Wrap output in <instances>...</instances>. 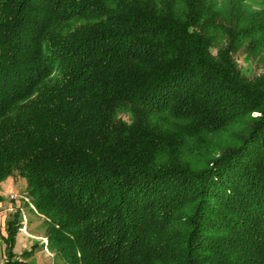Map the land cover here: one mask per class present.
<instances>
[{
  "label": "trees",
  "instance_id": "1",
  "mask_svg": "<svg viewBox=\"0 0 264 264\" xmlns=\"http://www.w3.org/2000/svg\"><path fill=\"white\" fill-rule=\"evenodd\" d=\"M264 0H0V184L66 264H264ZM18 211L5 220V261ZM26 257V258H24Z\"/></svg>",
  "mask_w": 264,
  "mask_h": 264
},
{
  "label": "rangeland",
  "instance_id": "2",
  "mask_svg": "<svg viewBox=\"0 0 264 264\" xmlns=\"http://www.w3.org/2000/svg\"><path fill=\"white\" fill-rule=\"evenodd\" d=\"M235 59L246 76L252 77L264 74V62H259L257 59L243 52L237 54ZM17 180L19 181H17L18 183L15 187L16 190L19 192L23 191L25 189L24 180L19 178H17ZM11 209L13 208L8 207L0 210V222L6 214L12 213V211H9ZM27 216L29 218L30 215L25 214V218H23V226L25 225V219H27ZM44 228V225L40 224V221H35V223L32 224L31 230L25 232L24 228H22L21 233L19 231L20 235H17L16 244L13 248V253L18 259L21 258V254L24 252V250H30L32 244L39 243L42 239H44ZM4 230L5 229L0 226V264L5 261L3 254L4 246L1 243V235L5 234ZM43 243H46L45 239ZM33 258L34 260H32ZM25 262L28 264H66L60 257L53 255L46 246H44L41 250L37 249L34 255L25 259Z\"/></svg>",
  "mask_w": 264,
  "mask_h": 264
},
{
  "label": "crops",
  "instance_id": "3",
  "mask_svg": "<svg viewBox=\"0 0 264 264\" xmlns=\"http://www.w3.org/2000/svg\"><path fill=\"white\" fill-rule=\"evenodd\" d=\"M17 181L19 180L17 179L13 180L12 178H8L0 184V210L8 207L13 208L12 213L6 214L2 218V221L0 222V226L4 228L5 220L7 219V217L10 214H13L15 211H18L22 218V228H24L25 232H27L28 230H31L32 224H34L35 221H40V224H42V222H41V218L38 215H36L34 209L30 205L28 200L23 197L24 190L20 192L16 190L15 187L16 184L18 183ZM11 196H13L14 199L10 201L9 197ZM25 214L30 216L29 218L27 216V219H25V225L23 226V218H25ZM20 233L18 234V236L20 235ZM42 240L44 242V239ZM42 240L39 243L32 244V246L36 245V248L32 249L34 250L33 255L36 253L37 249L41 250L44 246H46V243L44 244ZM15 244H16V240H15ZM32 260H34V258Z\"/></svg>",
  "mask_w": 264,
  "mask_h": 264
},
{
  "label": "built area",
  "instance_id": "4",
  "mask_svg": "<svg viewBox=\"0 0 264 264\" xmlns=\"http://www.w3.org/2000/svg\"><path fill=\"white\" fill-rule=\"evenodd\" d=\"M13 199H14V197H13V196H11V197H10V200H13ZM12 210H13V209H11V210H9V211H12Z\"/></svg>",
  "mask_w": 264,
  "mask_h": 264
}]
</instances>
